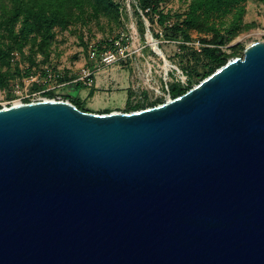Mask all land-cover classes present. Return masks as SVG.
Here are the masks:
<instances>
[{"label":"water","instance_id":"95a60500","mask_svg":"<svg viewBox=\"0 0 264 264\" xmlns=\"http://www.w3.org/2000/svg\"><path fill=\"white\" fill-rule=\"evenodd\" d=\"M0 264H264V42L155 107L0 109Z\"/></svg>","mask_w":264,"mask_h":264},{"label":"rangeland","instance_id":"374dc122","mask_svg":"<svg viewBox=\"0 0 264 264\" xmlns=\"http://www.w3.org/2000/svg\"><path fill=\"white\" fill-rule=\"evenodd\" d=\"M114 1L121 6L120 15L115 8H105L103 5L95 8L88 4L83 11L74 10L67 28L57 26L53 30L51 47L46 54L40 52L30 40L22 51L15 49L20 54L19 60L12 63L10 59L7 64L1 53L9 40L7 36H0V108L20 102L58 98L80 103L86 111L94 113L125 112L130 106L138 104L155 107L173 99L169 94L172 84L187 85V72L195 70L193 80L195 84L200 81L198 75L205 72L206 64L201 54L203 40H212L217 32L222 36L226 34V39L230 38L226 29L233 22L234 13L207 21L202 15L191 14L195 0H162L160 4L169 23L181 27L192 38V43H188L186 48L179 33L156 23L150 24L144 17L143 33L135 15L134 0ZM190 17L193 18L191 23L186 24ZM238 26L237 35L222 47L225 54L232 55L228 61L242 57L246 46L264 42V2L247 0L245 14ZM0 34L5 33L0 31ZM120 34L133 37L130 38L133 54L128 60L108 68H100L98 64L90 62L87 53L90 42H105ZM156 34L160 37H156ZM153 43L157 44L163 56L157 54ZM166 60L169 64L167 69ZM33 63L35 73L51 67L64 73L65 81L55 84V89L51 91L35 84L25 87L24 79L28 76L25 72ZM86 66L96 71V83L92 88L82 83L78 87L73 82L78 72ZM4 77L9 78L7 87L1 85ZM17 84L21 89L16 88ZM48 93L53 94L50 96Z\"/></svg>","mask_w":264,"mask_h":264},{"label":"trees","instance_id":"16d2710c","mask_svg":"<svg viewBox=\"0 0 264 264\" xmlns=\"http://www.w3.org/2000/svg\"><path fill=\"white\" fill-rule=\"evenodd\" d=\"M135 15L138 19V23L142 32L145 31V24L142 17L146 18L150 24L156 23L165 29H170L176 33H179L183 40V46L188 47V43H192V38L179 26H173L168 21V16L161 10L162 0H134ZM264 2V0H255ZM247 0H195L192 6L193 16L202 15L207 21H210L213 17H222L234 13V20L230 24V27L226 29L230 38L226 39L218 32L212 40H203L201 45V54L206 61L205 72L202 75H198L200 81L195 84L193 75L195 70L187 72L189 74V80L186 86H181L178 83H174L170 86L169 94L173 99L185 94L195 85L199 84L205 78L213 74L219 68L227 64L228 60L232 56L231 54H225L222 51V47L233 37L237 35L239 30V22L242 20L245 14V4ZM91 4L95 8L97 5H103L105 8H115L117 14L120 15L119 4H116L114 0H0V31H4L5 34L0 36H7L9 43L5 49L2 50L1 57L9 64L11 54L15 52V49L22 51L24 45L28 41H33L35 46L43 54L49 52L52 38L54 36L53 30L60 26L67 28L73 15L74 10L83 11L85 7ZM84 12H82L83 14ZM201 13V14H200ZM192 17L185 21L186 24L191 23ZM20 27L19 29H17ZM118 36H121L118 35ZM116 36V37H118ZM115 37V38H116ZM156 37H160L156 34ZM102 44L106 43L101 42ZM234 55V54H233ZM35 63L30 66L25 72V75H31L35 73L33 68ZM34 70V71H33ZM9 78L4 77L1 81L3 87H7L9 84ZM65 78L62 79V82ZM82 84L77 83L80 87ZM53 93H48L52 96ZM68 100V99H67ZM161 100L157 102L160 103ZM26 103H30L27 101ZM78 109L86 111L84 107L77 102H72ZM146 107L145 104H138L130 106L126 113L143 110ZM147 108V107H146ZM144 108V109H146ZM2 109V108H0ZM94 113V112H91ZM111 112H104L99 114H108Z\"/></svg>","mask_w":264,"mask_h":264},{"label":"built area","instance_id":"2783aa9c","mask_svg":"<svg viewBox=\"0 0 264 264\" xmlns=\"http://www.w3.org/2000/svg\"><path fill=\"white\" fill-rule=\"evenodd\" d=\"M133 39V37H130ZM130 38L128 36H118L116 38L107 40L106 43L102 44L99 42H90L88 45V59L90 62L98 64L100 68H108L114 66L120 62L128 60L133 52L130 50ZM20 54L18 52H13L11 54V62L15 63L19 60ZM98 67V68H99ZM96 71L88 66L82 68L78 74L77 78L73 81L75 83H82L88 88L95 86ZM64 78V73L60 72L57 69L48 67L42 70L39 73H33L26 76L24 79L25 87L30 85H41L46 88L47 91L55 89V84L60 83ZM17 89H21L20 84L16 85ZM21 92V91H20ZM50 99H41L35 102H41ZM54 101H64L63 99H52ZM68 101V100H66ZM69 102V101H68ZM18 104H23L22 102ZM17 105V104H15ZM14 106V105H12ZM11 107V106H9ZM7 108V107H4Z\"/></svg>","mask_w":264,"mask_h":264},{"label":"bare ground","instance_id":"6f19581e","mask_svg":"<svg viewBox=\"0 0 264 264\" xmlns=\"http://www.w3.org/2000/svg\"><path fill=\"white\" fill-rule=\"evenodd\" d=\"M153 46H154V48H155L157 54L160 55V56H163V53H162V51L158 48L157 44H156V43H153ZM165 64H166V69H167V67L169 66L167 60L165 61Z\"/></svg>","mask_w":264,"mask_h":264}]
</instances>
